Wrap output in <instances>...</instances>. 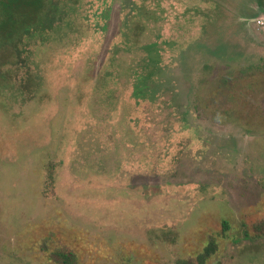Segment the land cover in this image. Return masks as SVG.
I'll list each match as a JSON object with an SVG mask.
<instances>
[{
    "label": "rangeland",
    "instance_id": "1",
    "mask_svg": "<svg viewBox=\"0 0 264 264\" xmlns=\"http://www.w3.org/2000/svg\"><path fill=\"white\" fill-rule=\"evenodd\" d=\"M37 1L1 34L0 264H264V0Z\"/></svg>",
    "mask_w": 264,
    "mask_h": 264
},
{
    "label": "trees",
    "instance_id": "2",
    "mask_svg": "<svg viewBox=\"0 0 264 264\" xmlns=\"http://www.w3.org/2000/svg\"><path fill=\"white\" fill-rule=\"evenodd\" d=\"M262 1V0H259ZM24 0H12L11 4L17 5V4H23ZM29 4V10H27V14L25 16H20L19 15V11H15V9H12L13 11L10 12V3L9 0H0V42L4 43V39L8 37V35L12 34L13 32L16 31V29L22 27V26H30V23L33 22V20L35 19V17L37 16L38 11H36L34 14H31L32 11L31 9L35 6H39L40 5V1H31ZM28 16H33V18H31V20L28 23L22 24L20 25V23H18V21L16 20L17 18L20 17H28ZM4 25L6 27H4ZM8 25V26H7ZM12 27V29L10 30V27ZM9 28V29H8ZM1 34L6 35V37H2ZM2 38V39H1ZM150 52V58L148 56V60L150 61L148 63V68L149 73L146 74L147 77H145L143 79V88L141 89L142 92H144V94L142 95L141 98L146 99V100H150V101H155L157 100L159 94V91L163 90L164 88H167L169 85L166 84V75H163V69H161L159 67V65L157 64L158 59H157V53L156 50L154 49V46H152L151 48L147 49ZM160 69V70H159ZM159 70V71H158ZM158 71V72H157ZM260 71H264V64H263V68L260 67ZM253 73V72H251ZM157 74L159 76H157ZM249 72H245V75H248ZM264 75V73H263ZM244 76V74H242V77ZM157 77V78H156ZM159 77V78H158ZM156 78V79H155ZM165 80V81H163ZM137 97V96H136ZM171 236H167V238H169ZM169 240L172 242V244L176 243V238H169ZM217 251V245L214 241H212V243L210 244V246L207 248L206 252L204 255H202L199 258V263L198 264H206L207 260L209 258H211ZM53 257L55 258L54 260H56L57 262L61 263V264H75V256L73 255V253H66V252H57L53 255ZM170 264H195L192 261L189 260H177L174 263H170Z\"/></svg>",
    "mask_w": 264,
    "mask_h": 264
}]
</instances>
